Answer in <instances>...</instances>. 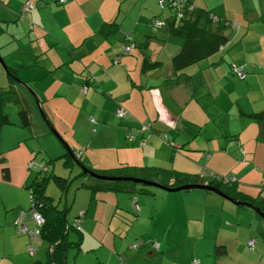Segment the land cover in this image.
<instances>
[{
    "label": "crops",
    "instance_id": "crops-1",
    "mask_svg": "<svg viewBox=\"0 0 264 264\" xmlns=\"http://www.w3.org/2000/svg\"><path fill=\"white\" fill-rule=\"evenodd\" d=\"M26 1L32 5L22 10ZM190 1L236 23L239 29L217 24L228 41L207 57L175 72L170 58L182 41L183 32L172 26L175 21L164 9L160 12L165 19L164 26L150 28L149 19L158 12L155 0H0V32L1 27L7 30L10 50H15L7 60L8 67L15 69L23 85H28L50 124L57 130L63 128L58 131L66 141H63L64 150L66 144L82 150L79 159L86 167L108 169L130 164L176 171L185 169L186 172H179L198 174L204 164L206 169L210 167L220 172L224 168L219 164L222 157L213 159V155L217 156L213 152L216 146L232 160L233 166L226 171L236 176L237 189L264 199V0ZM16 26L20 27L18 31ZM125 32L130 34L135 45L128 53L119 54ZM5 47L6 44L2 47L4 53ZM15 57L24 61L14 62ZM228 61L242 65L244 78L238 79L227 71ZM5 75L9 86L14 88L11 83L14 79L10 80L6 72ZM19 93L22 97L14 100L24 99L28 103L25 93ZM23 107L30 117L28 106L24 104ZM116 107H123L128 114L116 115ZM141 120L150 122L149 130L137 128ZM244 126L248 128L242 129ZM158 134L167 141H161ZM219 137L221 140L216 139ZM25 138L20 137L8 149L15 150ZM233 139L239 144L235 145ZM64 150L58 146L54 156L47 158ZM55 159L60 161V158ZM50 168L56 174L70 176V173L57 171L52 162ZM5 169L2 175L9 178V168ZM200 178L207 181L205 174H199ZM24 183L16 185L24 186ZM193 189L205 190L192 188L174 195L167 193L163 202L171 199L177 205L164 208L150 205L151 197L156 194L150 188L132 193L97 190L92 198L87 189V205L79 209L83 212L80 221L83 226L77 231L80 239L77 247L72 246L71 260H68L67 251V263L136 264L138 250H144L149 258L153 256L154 252L149 249L155 241L160 256L165 255L169 264H177L179 251L189 248L188 238H197L194 234L204 235L205 223L210 225L214 218L212 210H199L192 199H208L216 209L224 206L222 199L209 190ZM44 191L57 206L62 196L59 190L55 199L46 189ZM134 193L138 232L132 234L131 228L126 227L121 240L116 242L112 236L108 246L94 227L105 229L116 207L131 208L128 197ZM25 198L26 193L16 195L8 205L13 207L9 219L11 229H6L7 233L0 231V237L8 236L5 244H0V264H29L34 260L42 264L46 258V252L45 256L39 251L31 256L25 253L26 237L17 236L21 232L16 235L13 232V219ZM97 202L105 203L98 207ZM62 207L66 208V214L69 206L63 202ZM224 207L231 208V205L226 203ZM234 212L233 231L236 234L240 222L238 210ZM217 219H221V212ZM255 224L260 234L264 224ZM220 225L218 221L215 230ZM136 237L140 244L132 253L128 242ZM197 240L201 242L202 237ZM208 240L212 245H221L223 251L218 255L226 253L228 240L225 241L224 236H214L212 242ZM192 244L195 245V241L192 240ZM262 246V243L254 244L253 257L248 254L245 264H258L257 254L264 255ZM100 250L103 253L98 255ZM168 251H172L174 258ZM205 254H200L199 260L194 258L183 264H207ZM232 264L238 263L232 261Z\"/></svg>",
    "mask_w": 264,
    "mask_h": 264
},
{
    "label": "rangeland",
    "instance_id": "rangeland-1",
    "mask_svg": "<svg viewBox=\"0 0 264 264\" xmlns=\"http://www.w3.org/2000/svg\"><path fill=\"white\" fill-rule=\"evenodd\" d=\"M16 27L18 31L20 27L19 26H16ZM6 32L7 30L1 27L0 44H3V45L0 47V57L2 58L4 64L0 62V96L3 100L2 109L8 113V118H9V121H11V123L5 124L0 130V231L3 233V230H4L5 233H7L6 229H11L9 219H10L11 211L13 207H8V205L11 204L12 200L15 198L16 195L20 194L21 196H23V194L26 193L25 202L22 204L21 208L17 209L16 216L13 219V224H14V225L12 224L14 228L13 232L16 235L18 227L21 225H25L27 230L25 231L23 230L20 233V235L17 234V236H25L27 239L26 242H28V244H30L31 247H34L35 252L39 251V253L41 252V254L43 253L44 254L43 256H45L46 247L48 245L47 242L42 239H39L38 241H36L34 240L33 237H30L28 234L29 231L33 229L35 224L32 219L31 212L29 210L30 202H29V196H28V189L25 186L29 184L30 180L35 174V171L37 170V167L40 166L43 162H45L48 156H54L55 154L54 152H56V147L59 146L61 147L62 150H64L63 141L65 143L66 141L63 139L62 137L63 135L61 134V132H59L60 130H63V128L59 127L58 129L59 131H58L52 124H50L49 118L47 116H45L46 119L43 118V115L37 105V102L34 99V96L30 93V91H28L25 88V86L22 83V79L20 77L16 75L17 78H15L13 82H11L14 88H11L9 86V82L6 79V75L4 71H5V67L8 66L7 64L8 58L14 55L15 50H12V51L10 50L11 45H9V42H7L8 38L6 36L7 35ZM5 44L7 46L5 47L7 48L6 49L7 51L4 53L2 51V47ZM17 60L18 62L24 61L23 58L15 57L14 62H16ZM20 69H26V68L20 67ZM19 92L25 93V95L29 98L28 103H25L24 99L23 101L14 100L15 97L20 96ZM23 103L28 106L26 108H28L30 111L29 113L30 117L28 116L30 122L28 126H22L20 124V119H19L18 112H17L18 109H20V107L25 109V107H23L24 105ZM243 128L246 129L248 127L244 126L242 127V129ZM52 129H54L55 132ZM23 136H26V138L20 142L19 144L20 146L18 148L12 151L8 149L9 146L16 143L17 140ZM216 139L221 140L220 137ZM208 141H212V139H209ZM214 148L215 150L213 152H215L217 156L215 157L213 155V159L216 160L217 157L220 155L222 157V160L219 164L224 166V168H222L220 172L217 171V173L218 174L230 173L226 171V168L233 166L232 160H228V157L225 154H222L223 150L217 149L216 146ZM198 153L201 154V151H198ZM24 157L25 159L24 161H22ZM30 160L32 161L31 164H30ZM52 165H54L56 170L59 172H62L64 174L70 173L69 177H72L73 174L77 170L80 169V166L76 163L71 168L65 167L62 164L61 159L60 161L59 159H54L52 161ZM126 165H130V164H126ZM3 166H6L7 168H9V171H10L9 178H4V176L2 175L3 172L5 171L4 168H2ZM202 166L207 168L206 165L204 164L201 165L199 169L200 172H198L200 174L201 172L203 173ZM209 169L213 171L212 168L209 167ZM177 170L183 171V172L187 171L185 169H177ZM26 175L27 177L25 178ZM231 175L235 176L233 173ZM84 179H85V176H76L72 178L69 184V187L67 191L65 192L66 194L61 196L57 203L58 207H62L63 202H65L66 205L69 206L68 211L65 214V217L68 219V221L73 220V217H71L72 214H76L79 211V209L83 210L81 208L83 204L87 205V196H88L87 189L84 187H75L79 184L80 181ZM23 181L25 182L24 186L16 185V183L23 182ZM135 185H136L135 187L137 188L138 183ZM146 186L147 188H150L151 190L154 189V191H156L155 197H151L150 199L151 200L150 205H153V207L155 208H160V207L164 208L166 206L176 207L177 204H175V202H171V199H168L167 201L163 202V199L165 197L164 195H166L167 193L169 195H174L177 193H182V191H190L186 189L170 191V190H166V189L153 186V185H146ZM45 189L47 192L53 195L54 199L56 198L57 188L51 181H49L46 184ZM74 189L76 190L74 191ZM193 190L207 191V190H197V189H193ZM73 193H74V196H73ZM209 193H214L213 195H215L218 199H222L224 206L227 203L228 205H231V208H226L224 206L223 207L221 206V209L219 207H217L216 209V206L213 207L212 202L208 199H202V198L192 199L195 201V202L193 201L194 207H197L199 208V210H204L206 212H209L210 210H212L214 218H211L210 225L208 223H205L204 225L205 234L204 235L199 236V234H194V236L196 235L197 238L202 237L201 242H199L197 238H193V236L189 237L187 235L191 243L188 244L189 248L181 249L179 251V254L178 255L176 254L180 260V262H178L177 264H183L186 261L190 262V260L194 258H197L199 260L200 259L199 255L204 254V253H206L204 259L207 260L206 261L207 264H232V261L237 262L238 264H245V262H247V259H248V254H251L255 251L253 249L255 243H262L263 245L262 249L264 250V241L261 239L260 234H258L257 230L254 227L256 225L255 222L257 223L259 222V225H263L264 220L260 216H258V214L249 206L238 205L234 203L233 201L215 192H212V191H209ZM134 196H135V193L131 194L130 197H128V199L130 200L131 208H128V209L126 208L118 209L117 207L115 208V213L111 216L109 223L105 224V229H103L104 227L102 228L99 226L94 227V231L96 232V234L98 236H101L105 244H107L108 246L111 245L110 242H111L112 236H114V239H116L115 240L116 242L121 240V235L126 227L131 228L130 231L132 234L135 232H138V219L135 218L136 216L135 214L137 212L136 210L137 205L134 201ZM119 198H121V196H119ZM21 201H24V200H22L21 198ZM204 201H206L208 204L205 205ZM103 203L105 202H97L98 207L103 205ZM236 210H238L237 214H238V219H239L240 224H239L238 232L234 234L233 222H236V219L233 218V215L235 213L234 211ZM219 212H221L220 220L217 219ZM250 215L253 216V219H251ZM206 217L210 218L208 215H206ZM218 221H220L221 225L219 226L218 229L215 230V226ZM80 225L83 226L81 222H80ZM249 235L252 236V238L255 240V242L252 244L253 247L251 246V250H249L246 246V238ZM67 236L68 238L73 239L75 237V231L72 229L68 230ZM214 236H217V237L224 236V238L226 239L225 241L228 240V244L226 245L227 251L225 254L218 255L214 251L215 246L219 244H213L214 245L213 246L210 243V240H208L210 238L212 242V239ZM7 238H8L7 235L0 237V244H5ZM192 240L195 241V245L192 244ZM229 241H231V243ZM130 242H128L129 248L132 249V253H135L134 249L139 247L138 245L140 244V242L138 243V237L134 238ZM133 243L135 245H132ZM151 245H152V248H150L149 250L154 252L153 256L149 258L150 255L145 254L143 252L144 250L142 251L138 250V257H136L135 259L136 264L138 263L139 264H169L170 262L169 260L165 259V255L163 257L160 256L161 253L158 252L156 248L157 243L154 241L151 243ZM7 248L9 247H5L4 249L7 250ZM24 248H25V253L29 254L26 250V243H25ZM67 251H68V260H71L74 250L72 247H70L68 248ZM101 253H103V250L97 251L98 255H100ZM168 254L173 256L172 251H168ZM222 256L223 258H221ZM251 257H253L252 254H251ZM256 258H257L256 260L258 261V264H264V255L262 256L259 253L257 254ZM79 261L81 262L85 261L87 263V260H80V258H79ZM102 264H105V263H102ZM255 264H257V262H255Z\"/></svg>",
    "mask_w": 264,
    "mask_h": 264
},
{
    "label": "trees",
    "instance_id": "trees-1",
    "mask_svg": "<svg viewBox=\"0 0 264 264\" xmlns=\"http://www.w3.org/2000/svg\"><path fill=\"white\" fill-rule=\"evenodd\" d=\"M155 2L158 7V12L150 17V28L157 29L164 26L165 19L164 16L160 14V12L164 9L167 10L168 16H170V18L175 21V24H173L172 26L181 28L183 32L182 41L177 50L171 55L170 58V65L175 72L179 71L186 65L192 64L207 57L216 50L220 49L228 41L226 35L221 31L220 26L218 27L217 24L221 25V27L228 26L234 30L239 29L236 23L229 21L221 15L211 12L203 7L196 6L190 0H155ZM154 20H158V23H154ZM124 39H126L127 42L132 43V45L128 48L127 51L121 52L119 44V54L128 53L130 49L135 45V42L129 33L125 32L123 34L122 41ZM114 58L115 57H113L112 59ZM115 60L116 59H114L113 61ZM227 71L234 74L238 79H242L245 76V71L242 65L237 64L234 61H228ZM238 71H241L243 75L240 76L238 74ZM5 72L10 80L17 78L15 69L6 66ZM177 75L178 73H176V76L173 78V80L177 77ZM2 105L3 100L0 96V127L3 124L10 122L8 113L2 109ZM121 108L126 111L125 115H127L128 111L123 107ZM17 112L20 123L22 125L29 124V117L26 110L24 108H20ZM143 123H145L147 127L140 129L141 124ZM149 127L150 122L148 120H141L139 122V127L137 128L143 131L145 129L149 130ZM130 134L131 133L128 132V135ZM158 138L161 141L163 140V142L167 141V138H165L161 134H158ZM233 141L236 144H239V141L237 139H233ZM81 151L82 150L80 148H69V151L66 149L55 157L47 158L45 162L41 164L45 166V168L43 169L42 167L38 166L29 184L25 186L28 189L30 202L29 210H31L32 212L31 208H34L33 210L38 212L41 217V222L39 224L34 223L35 226L38 227L39 232L37 239H35L34 237L33 238L36 241H38L39 239L45 240L48 244L45 251L46 258L42 264H69L66 261L67 250L72 246L77 247V243L80 239V232L77 231H80V221L83 216L82 212L81 216L76 213V215L73 217V220L71 221H67L65 219L66 208H58L56 204L52 202V198L44 191L45 186L49 181H51L57 187L60 195L62 196L65 195L67 187L69 186L72 178L76 176H85V179L80 181L78 186H84L89 190V198H92L93 193L97 190L132 193L134 192V190H137L136 192H138L147 189V186L142 183H138V187L136 188L135 184L137 183L129 180H108L96 178L83 171L82 168L77 170L72 177L62 176L60 174L54 173L51 170V162L55 158H60L62 164L68 168H71L75 164V160L84 165L79 159ZM2 168L6 170L5 166H3ZM87 168L97 173L106 175L138 176L144 179L154 180L162 185L170 187L187 182H202L201 178L198 179L200 173L188 174L176 171L174 169L158 166L121 165L108 169L95 168L93 166ZM202 169L203 173H201L200 175L205 174L207 176L206 182L209 181L211 184L216 185L222 191L224 196H227V198L229 197L230 200L236 199L240 201L250 202L251 204L257 205L259 210L264 213V199H259L257 198V196H250L237 189L238 181L236 176L231 175V173L218 174L215 171L206 169V167L204 166H202ZM3 173H5V171ZM76 223L79 224L78 228L75 227ZM70 229L77 232L75 239L68 238L67 233ZM17 232L22 231L17 229ZM260 236L264 241V227H262V229L260 230ZM247 239L246 246L249 250H251V246L253 247L252 244L254 243V239L252 238L253 242L251 246H248ZM220 246L221 245L215 246L214 251L216 252V254H220L223 251ZM30 247L31 245L26 242L27 252L30 255H33L35 253L34 247H31L32 252H29ZM29 264H38V261L34 260Z\"/></svg>",
    "mask_w": 264,
    "mask_h": 264
},
{
    "label": "water",
    "instance_id": "water-1",
    "mask_svg": "<svg viewBox=\"0 0 264 264\" xmlns=\"http://www.w3.org/2000/svg\"><path fill=\"white\" fill-rule=\"evenodd\" d=\"M0 62L2 64H4L2 58L0 57ZM24 86L28 89V91H31L29 88H28V85L24 83ZM32 92V91H31ZM34 99L35 101L37 102V105L43 115V118L46 119L42 109L40 108V104L38 103V101L36 100L35 96H34ZM65 148L69 151V147L67 145H65ZM76 164H78L80 166V168H82L83 171L89 173L90 175H92L93 177H96V178H100V179H108V180H115V179H121V180H129V181H132L134 183H142L144 185H153V186H157V187H160V188H163V189H166V190H180V189H192V188H200V189H205V190H209V191H212V192H215L221 196H224V194L222 193V191L216 186V185H213L211 184L209 181L208 182H202V183H199V182H187V183H182V184H179L177 186H165V185H162L160 184L159 182H156L154 180H149V179H144V178H141V177H138V176H129V175H106V174H100V173H97L87 167H85L84 165H82L79 161L75 160ZM225 198H227V196H224ZM227 199L230 200V198L228 197ZM233 201L234 203L238 204V205H246V206H249L251 207L260 217H262L264 219V213L261 212L258 208L257 205H254V204H251L250 202H247V201H240V200H231Z\"/></svg>",
    "mask_w": 264,
    "mask_h": 264
},
{
    "label": "built area",
    "instance_id": "built-area-1",
    "mask_svg": "<svg viewBox=\"0 0 264 264\" xmlns=\"http://www.w3.org/2000/svg\"><path fill=\"white\" fill-rule=\"evenodd\" d=\"M31 5H32V4H31L29 1H26V2L21 6V8H22V10H26V9H29V8L31 7ZM154 23H158V20H154ZM131 45H132V43L127 42V40L124 39V40L120 43V50H121V52H125V51H127L128 48H129ZM238 74H239L240 76L243 75V73H242L241 71H238ZM83 87H84V86H83ZM83 89H84V88H83ZM115 113H116L117 115H125V114H126V111L123 110L121 107H116V108H115ZM146 127H147L146 124L143 123V124H141L140 129H143V128H146ZM127 134H128V133H127ZM31 162H32V161L30 160V164H31ZM39 167H42L43 169L45 168V166H43V165H40ZM31 209H32V212H31V210H30V212H31L32 219H33L34 223H35V224H39V223L41 222V217H40L39 213L36 212L35 210H33L34 208H31ZM78 215H79V216L82 215V211H81V210L78 211ZM75 225H76V226H75L76 228L79 227V224H78V223H76ZM18 230H20V231H23V230H24V231H25V230H27V229H26L25 225H21V226L18 227ZM38 232H39L38 227H37V226H34L33 229H32L31 231H29L28 234H29L31 237H34L35 239H37ZM252 242H253L252 238H248V239H247V244H248V246H251ZM132 245H134V243H133ZM29 252H32V248H31V247L29 248Z\"/></svg>",
    "mask_w": 264,
    "mask_h": 264
},
{
    "label": "clouds",
    "instance_id": "clouds-1",
    "mask_svg": "<svg viewBox=\"0 0 264 264\" xmlns=\"http://www.w3.org/2000/svg\"><path fill=\"white\" fill-rule=\"evenodd\" d=\"M203 182V181H202ZM202 182H199V183H202ZM206 182V181H205ZM204 183V182H203Z\"/></svg>",
    "mask_w": 264,
    "mask_h": 264
}]
</instances>
